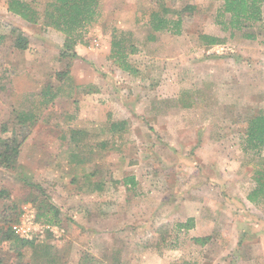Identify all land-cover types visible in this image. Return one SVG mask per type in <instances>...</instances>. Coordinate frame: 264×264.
<instances>
[{"label":"rangeland","instance_id":"374dc122","mask_svg":"<svg viewBox=\"0 0 264 264\" xmlns=\"http://www.w3.org/2000/svg\"><path fill=\"white\" fill-rule=\"evenodd\" d=\"M8 1L0 125L20 152L0 167V264H264V205L245 199L264 166V147L245 150L248 120L264 116L263 19L224 30L222 0H100L67 54L64 36L43 26L54 0H20L36 24ZM186 6L180 35L152 31L151 13L176 19ZM202 35L222 44L205 47ZM116 49L136 75L119 68ZM25 204L46 217L21 245L12 225ZM189 219L194 228H178Z\"/></svg>","mask_w":264,"mask_h":264},{"label":"trees","instance_id":"16d2710c","mask_svg":"<svg viewBox=\"0 0 264 264\" xmlns=\"http://www.w3.org/2000/svg\"><path fill=\"white\" fill-rule=\"evenodd\" d=\"M223 9L218 13L219 24L224 30H244L250 28L253 24H258L262 20V4L264 0H222ZM8 12L21 19L36 24L37 14L25 2L20 0H9L7 3ZM193 11V7L186 6L178 13L176 12V19H169L158 12L150 15V28L155 33L167 31L173 35H180L182 30L183 16ZM163 13L166 14L164 10ZM228 15L226 21L221 20ZM100 16V0H54L44 11L43 26L52 28L64 36V47L69 54L74 47L80 43L84 30L95 23ZM17 34L14 38L13 46L18 50H25L28 45L27 38L20 32L12 31ZM250 39H254L252 34L246 35ZM154 36L149 35V39L154 40ZM202 45L205 47H213L222 44V41L216 37L201 36ZM113 46L118 43H113ZM69 52V53H68ZM133 53V51H131ZM65 56V53H62ZM73 57L76 55L73 53ZM112 56L115 57L119 68L126 73L136 75L137 72L131 67L127 61V56L122 50H112ZM68 67V66H67ZM68 68L65 72L58 73L56 76L59 80L69 76ZM124 122L111 125V129L120 130L124 126ZM7 133V128L0 125V167L13 168L17 163L19 156V146L14 139L2 137ZM246 147L245 150H251L258 155L260 148L264 147V116L256 115L250 118L247 122ZM255 187L247 194L245 199L254 206L264 205V166L261 165L254 172ZM124 184L134 185L133 178L124 179ZM4 191L0 192V200L3 198ZM20 211V210H19ZM57 214L58 211H55ZM19 213H17L13 223L17 221ZM46 217L44 213L36 214V221L39 218ZM52 223L53 221H47ZM193 227V221L187 220L184 225H178L179 229L189 230ZM16 237V236H15ZM17 238V237H16ZM18 239V238H17ZM21 245L28 244L26 240H21ZM195 243L201 246L206 245L210 241V237H195ZM47 264H52L47 262Z\"/></svg>","mask_w":264,"mask_h":264},{"label":"built area","instance_id":"2783aa9c","mask_svg":"<svg viewBox=\"0 0 264 264\" xmlns=\"http://www.w3.org/2000/svg\"><path fill=\"white\" fill-rule=\"evenodd\" d=\"M14 236L18 239L32 241L38 237V225L36 223L35 209L30 204L20 208L18 221L12 225Z\"/></svg>","mask_w":264,"mask_h":264},{"label":"crops","instance_id":"0c3cea01","mask_svg":"<svg viewBox=\"0 0 264 264\" xmlns=\"http://www.w3.org/2000/svg\"><path fill=\"white\" fill-rule=\"evenodd\" d=\"M263 4H264V3H263ZM263 12H264V11H262V15L264 14ZM262 19H263V22H264V15H263ZM83 194H84V193H82L81 195H83ZM81 195H80V196H81ZM197 225H198V224H197V222H196V223H195V229H196ZM192 228H194V225H193ZM192 228H191V229H192ZM181 230H183V229H181ZM189 230H190V229H189ZM189 230H187V232H188ZM183 231H184V230H183ZM195 237L197 238V236H195Z\"/></svg>","mask_w":264,"mask_h":264}]
</instances>
